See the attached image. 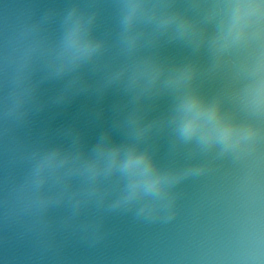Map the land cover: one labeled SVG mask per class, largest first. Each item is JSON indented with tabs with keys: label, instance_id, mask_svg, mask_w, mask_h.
Listing matches in <instances>:
<instances>
[{
	"label": "water",
	"instance_id": "water-1",
	"mask_svg": "<svg viewBox=\"0 0 264 264\" xmlns=\"http://www.w3.org/2000/svg\"><path fill=\"white\" fill-rule=\"evenodd\" d=\"M127 2L0 0V264H264V119L238 114L261 134L237 158L181 139L175 95L160 88L184 63H211L208 39L221 21L207 16L214 0H142L169 7L153 10L152 19L140 11L126 25ZM73 8L93 18L89 38L104 43L94 56L66 64ZM171 14L194 23L205 38L198 50L199 36L177 39L175 24L157 27ZM125 37L135 44L128 47ZM146 63L163 76L138 96L129 77ZM224 83L222 73L197 80L207 95ZM136 128L148 130L137 136ZM131 147L147 151L159 173L206 165L170 189L171 219L167 211L155 220L137 217L150 197L116 205L127 178L105 174L99 151ZM52 153L57 164L37 174ZM93 163L101 169L96 176L87 170Z\"/></svg>",
	"mask_w": 264,
	"mask_h": 264
},
{
	"label": "clouds",
	"instance_id": "clouds-1",
	"mask_svg": "<svg viewBox=\"0 0 264 264\" xmlns=\"http://www.w3.org/2000/svg\"><path fill=\"white\" fill-rule=\"evenodd\" d=\"M124 7L127 9L124 17L127 25L140 11L151 12L149 18L152 19L153 10L169 5L128 0ZM207 16H221L219 26L208 39L211 63L207 68L189 61L171 71L161 82L163 69L146 63L133 69L130 86L138 89L139 96L157 89L158 82H161L160 88L175 95V131L181 139L195 138L205 148L217 145L222 153H233L239 158L251 149L261 130L248 120L237 119L238 114L264 119V0H214ZM69 19L72 22L64 38L62 55L66 64H74L94 56L104 42L89 38L93 18L77 16L73 8ZM171 24H175L177 39H197L199 36L194 23L179 14L163 16L157 27L167 28ZM135 39L125 37L124 43L132 47ZM204 39L202 36L197 39V50ZM125 70L116 71L112 78L119 79ZM218 73L224 75V85L213 95L205 94L197 80ZM131 123L135 125L136 120ZM147 130L136 128V135L142 136ZM99 159L103 161L105 174L118 171L127 178L126 194L116 201V205H126L141 196L150 197L136 215L151 220L157 219L161 211H167L164 218L171 219L175 197L170 189L189 175L201 174L206 169V165L200 164L179 174L159 173L150 154L137 151L135 147L128 148L123 154L120 148L101 149ZM56 164V154L52 153L40 162L37 174ZM87 170L92 176L101 171L96 163L90 164ZM113 184L118 186L119 180Z\"/></svg>",
	"mask_w": 264,
	"mask_h": 264
}]
</instances>
